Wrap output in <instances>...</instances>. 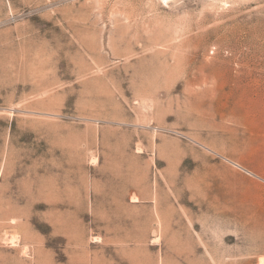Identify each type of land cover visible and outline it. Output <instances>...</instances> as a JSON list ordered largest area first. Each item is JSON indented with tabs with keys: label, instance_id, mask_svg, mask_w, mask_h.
Listing matches in <instances>:
<instances>
[{
	"label": "rangeland",
	"instance_id": "obj_1",
	"mask_svg": "<svg viewBox=\"0 0 264 264\" xmlns=\"http://www.w3.org/2000/svg\"><path fill=\"white\" fill-rule=\"evenodd\" d=\"M0 264H264V0H0Z\"/></svg>",
	"mask_w": 264,
	"mask_h": 264
}]
</instances>
